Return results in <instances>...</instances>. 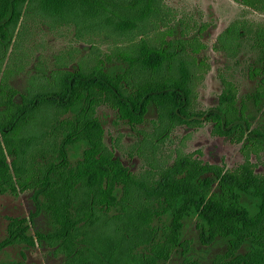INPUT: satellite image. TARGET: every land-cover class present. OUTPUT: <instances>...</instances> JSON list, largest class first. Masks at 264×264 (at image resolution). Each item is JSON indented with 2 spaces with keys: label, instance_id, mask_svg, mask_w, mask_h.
I'll return each mask as SVG.
<instances>
[{
  "label": "trees",
  "instance_id": "obj_1",
  "mask_svg": "<svg viewBox=\"0 0 264 264\" xmlns=\"http://www.w3.org/2000/svg\"><path fill=\"white\" fill-rule=\"evenodd\" d=\"M242 2L264 13V0ZM24 11L97 20L127 35L153 17L155 0H0V54ZM205 30L203 25L196 36L164 46L141 43L130 53L94 54L74 70L61 61L47 75L36 69L23 93L8 84L11 72L3 73L0 196L28 192L34 211L8 218L0 256L8 248L41 246L64 264H167L177 253L180 264H199L183 237L191 223L201 246L226 242L225 252L210 264H264V174L255 171L264 165V123L253 126L247 105L264 117V24L234 21L217 36L214 51L235 67L248 45L254 59L244 76L255 88L240 99L236 83L222 70L217 104L207 111L196 103L197 81L209 67L196 58L205 49L198 40ZM113 57L115 65L107 69ZM101 108L138 135L144 134L150 108L156 113L153 125L164 135L209 125L212 136L240 145L243 163L228 170L176 155L170 165L132 173L105 143ZM39 216L47 230L31 233Z\"/></svg>",
  "mask_w": 264,
  "mask_h": 264
},
{
  "label": "rangeland",
  "instance_id": "obj_2",
  "mask_svg": "<svg viewBox=\"0 0 264 264\" xmlns=\"http://www.w3.org/2000/svg\"><path fill=\"white\" fill-rule=\"evenodd\" d=\"M154 12L152 18L130 34L120 35L111 27H100L97 20H60L24 11L11 44L0 54V82L5 71L11 72L8 84L23 93L29 87L30 79L38 73L36 69L49 72L62 62L68 70H74L79 62L92 61L94 54L103 57L121 53L122 49L130 53L141 43L158 46L167 41L185 40L196 36L198 28L205 25L206 30L198 36L205 49L196 58L205 59L209 67L197 81L198 109L207 111L217 104L222 89L217 74L222 70L236 83L240 99L253 92L255 82L248 81L244 76L246 64L254 59L248 45L243 44L237 67L233 66V60L213 48L217 36L232 22L246 20L264 24V13L251 10L242 0H155ZM112 61L107 69L115 65L114 57ZM247 105L255 120L253 126L264 123V117L250 103ZM99 117L105 130V143L114 148L116 157L135 174L149 170L150 165H170L176 155H193L205 163L224 166L228 170L243 163L240 145L231 144L227 138L212 136L209 125L200 129L177 127L164 135L153 125L156 113L150 108L141 127L144 134L138 135L118 122L115 113L107 108L99 110ZM251 162L258 163L255 157H251ZM255 171L264 174V165L259 163ZM30 197L28 192L17 197L0 196V240L6 235L8 218L28 217L34 211ZM46 230L43 216L34 219L31 233ZM183 237L191 242L190 252L199 264H210L212 258L225 252L227 247L222 240L210 247L201 246L191 223H187ZM182 261L183 257L177 253L167 264H180ZM0 263L64 264L62 257L53 256L51 250L41 246L8 248L0 256Z\"/></svg>",
  "mask_w": 264,
  "mask_h": 264
}]
</instances>
